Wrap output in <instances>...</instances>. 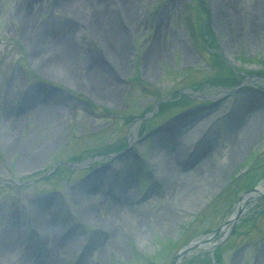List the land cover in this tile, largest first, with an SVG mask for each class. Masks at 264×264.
<instances>
[{
  "label": "rangeland",
  "instance_id": "obj_1",
  "mask_svg": "<svg viewBox=\"0 0 264 264\" xmlns=\"http://www.w3.org/2000/svg\"><path fill=\"white\" fill-rule=\"evenodd\" d=\"M60 2L0 0V182L8 181L0 183V241L18 232L17 255L3 249L0 264H46L48 253L51 264H170L264 185V10L255 0H128L126 15L120 0H82L72 9ZM87 2L118 31L120 72L105 33L87 26ZM41 24L66 32L72 60L93 62L111 97L88 92L82 70H68L35 43ZM242 102L258 113V126L233 153L224 128ZM39 105L56 112L38 121ZM211 129L213 143L193 158ZM165 138L183 141L184 165L207 163L175 193L156 162ZM58 162L77 166L56 170ZM95 180L105 202L98 216L86 214L83 193ZM119 206L129 215H114ZM41 216L50 220L44 231ZM216 248L220 264H264V197L213 249L196 248L178 264H218Z\"/></svg>",
  "mask_w": 264,
  "mask_h": 264
},
{
  "label": "bare ground",
  "instance_id": "obj_2",
  "mask_svg": "<svg viewBox=\"0 0 264 264\" xmlns=\"http://www.w3.org/2000/svg\"><path fill=\"white\" fill-rule=\"evenodd\" d=\"M82 0H58V3L60 2L64 7H67L69 9H72V6L74 4H79L81 3ZM121 3L125 7V14L129 15L130 10H129V2L128 0H120ZM257 1L260 6L264 10V0H255ZM231 2V0H230ZM89 3V4H88ZM232 3V2H231ZM231 3L228 2V9L232 8ZM88 5H90L91 8V15L90 19L88 20V28L92 34L95 28L98 29V32L104 34L102 35V44L106 48V51L108 52L109 58L113 61L114 63V68L120 72L122 68H125L126 65H123V59L121 57V51L120 47L118 44L119 41V35L118 31L114 32L111 28V26L106 18L100 15V10L98 7L93 8L90 2H87ZM98 9V10H97ZM28 15L25 14L22 16V21L24 22L25 25L28 24ZM78 19V18H76ZM79 20V19H78ZM90 21V22H89ZM42 28L39 31V38L38 41L35 43L38 44V46L41 47V44L47 46L51 50V54L58 59L62 64L65 65V67L68 70L76 71V67L82 70L84 73L85 79L83 84L87 86L88 92L94 93L96 95H101L100 97H105L107 99L108 97H111L112 94L115 92V90H111L110 84L104 80L101 76L96 73V68L94 67V63L89 61V59H81L78 61L72 60V52H73V46L70 45L71 43L67 39L66 32L63 31L62 29L51 27L47 24H41ZM104 36V37H103ZM264 38V36H263ZM27 40V39H26ZM30 44H33L31 40H27ZM69 42V43H68ZM38 48V50L34 51V57L35 59L40 58V51L42 48ZM189 52L187 51V55ZM53 62L49 60H44L41 61V64L43 67H50L52 66ZM156 60L153 55L150 54L147 58V63L146 65L149 66V68H152L151 66L155 65ZM246 102H242V109L238 110L234 115V112L232 111L230 115H233L232 117V123L224 128V136H226L229 140V142L232 144L233 148V153H238V151L242 148L244 145V141L252 136L254 134L255 128L258 126L255 120L256 115L258 114L256 111L252 110L245 104ZM40 104V103H39ZM39 111L35 115V119L38 121H41L43 118H47L53 113H55V108L53 107H44L43 105H39ZM35 110V109H34ZM33 110V111H34ZM20 113V112H19ZM229 115V116H230ZM228 116V117H229ZM23 119L20 118L16 122V126L22 124ZM214 122V121H211ZM210 123V122H209ZM206 125V123H202V125ZM212 124V123H211ZM190 127V126H189ZM199 126L197 127L198 130ZM187 130V129H186ZM194 131V130H193ZM192 131L193 134L194 132ZM186 135V134H185ZM214 134H213V129H211V132L206 133L204 136L201 137V142L197 146L195 153L193 155V158L197 157L200 153H202L204 150L208 149L211 144L213 143L214 140ZM240 137H243V139H239ZM12 138H15L14 136ZM181 139H177V143L174 144V142L171 141V139H166L164 141H160L159 144L163 145L159 150V155L158 158L156 159V162L158 163L160 169L162 170V175L165 176V182L167 183V186L169 188V193L170 192H176L177 188L182 184L184 180H187L193 176H198L203 172L204 167L206 166V162H202L200 164H197L195 166L190 165H184L183 161H185V157L183 158V149L180 147V145L183 143V141H180ZM19 142V141H17ZM184 146V145H183ZM21 149H23L24 152V146H21ZM25 155H28L29 153L24 152ZM161 159V160H160ZM162 165V167H161ZM260 188H263V184L260 186ZM97 189V181L95 180L91 184H89V190L86 189L85 192V204L89 206L88 209H86V214L88 215H97V209H101L105 202L102 201V193L96 194ZM191 191V192H190ZM189 192L193 195L195 193L193 190H190ZM94 193V194H93ZM173 193V194H174ZM248 198L246 196L244 200L240 203V205H243L245 200ZM93 208V209H92ZM97 208V209H96ZM117 209L118 211L114 212V215H117L119 217L129 215V209L123 208V206H119ZM40 216V215H39ZM36 215L35 217H38ZM41 219L43 221V225L41 226L42 231L47 230L50 228V220L47 216L42 217ZM43 233V232H42ZM17 234L18 232H15V234H10L8 237L1 238L2 240L0 241V253L4 256L5 253L2 251L3 249L7 250L6 254L7 256H13L16 254L17 249L14 247L15 246V241H17ZM15 235V237H14ZM11 238V239H10ZM44 245H45V252L48 253L50 251V247L52 245L49 244L51 241V237H45L44 234ZM18 243V242H17ZM46 253V254H47ZM17 255V254H16ZM46 264H51V254H47V256L44 258ZM31 263V262H28ZM27 264V263H25Z\"/></svg>",
  "mask_w": 264,
  "mask_h": 264
},
{
  "label": "water",
  "instance_id": "obj_3",
  "mask_svg": "<svg viewBox=\"0 0 264 264\" xmlns=\"http://www.w3.org/2000/svg\"><path fill=\"white\" fill-rule=\"evenodd\" d=\"M248 196L243 205L240 203L244 200V198ZM264 197V187L261 189L260 187H255L249 190L243 197L240 198L237 205L235 206L233 213L229 220L225 222L222 226L217 228L210 236L204 239V241L199 240L195 242H191L184 246L174 257L171 264H177L187 253H190L193 249L201 248L203 246L209 245L211 248L215 246L210 244V241L218 234L223 233V237L220 239L222 241L229 233H231L237 226V223L242 215H244L251 207H253L255 201Z\"/></svg>",
  "mask_w": 264,
  "mask_h": 264
},
{
  "label": "trees",
  "instance_id": "obj_4",
  "mask_svg": "<svg viewBox=\"0 0 264 264\" xmlns=\"http://www.w3.org/2000/svg\"><path fill=\"white\" fill-rule=\"evenodd\" d=\"M232 71H233V70H232ZM233 72H234V71H233ZM175 103H176V102H174V103H172V104H175ZM169 104H170V103L163 104V105L161 106V110H163L164 107L166 108V106L168 107ZM121 147H122V146H119V145H118V146H115L114 148H110V149H108V150L119 149V148L121 149ZM102 152H108V151H99L97 154L102 153ZM110 152H111V151H110ZM219 250H220V248L217 249L216 254H217L218 252H220ZM219 256H220V255H218V258H219Z\"/></svg>",
  "mask_w": 264,
  "mask_h": 264
}]
</instances>
